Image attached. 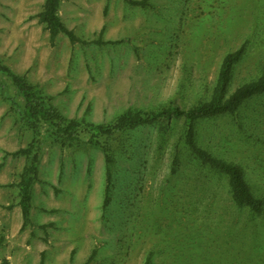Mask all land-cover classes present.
<instances>
[{
  "label": "rangeland",
  "instance_id": "rangeland-1",
  "mask_svg": "<svg viewBox=\"0 0 264 264\" xmlns=\"http://www.w3.org/2000/svg\"><path fill=\"white\" fill-rule=\"evenodd\" d=\"M42 3L0 0V63L67 121L188 110L211 97L222 58L240 47L225 95L264 70V0H61L60 18L80 40L59 33L53 44L37 16ZM23 109L0 70V190L17 186L37 156L34 205L56 199L46 216L66 218L74 245L56 255L49 247L44 264H143L148 254L150 264H264V91L192 122L196 145L241 169L260 211L237 205L227 175L192 153L183 115L110 133L56 132ZM30 145L29 157L6 152Z\"/></svg>",
  "mask_w": 264,
  "mask_h": 264
},
{
  "label": "trees",
  "instance_id": "trees-1",
  "mask_svg": "<svg viewBox=\"0 0 264 264\" xmlns=\"http://www.w3.org/2000/svg\"><path fill=\"white\" fill-rule=\"evenodd\" d=\"M130 3L144 5L146 0H128ZM61 0H43L41 10L37 14L39 21L42 22L49 33L50 43H54L56 36L59 33H64L71 42L79 41L77 36L62 22L59 15V5ZM244 51V47L230 51L222 58L216 82L214 84L211 97L197 105L190 107L188 110H182L179 107H167L151 112H142L140 110L128 109L120 114L114 122L104 123H80L75 120L62 118L49 104L46 97L38 87L28 82L23 75L12 71L10 68L0 63V70L3 71L12 81L23 99V113L28 119L36 118L44 121L50 128L56 132H72L76 128H87L94 132H116L122 129L133 127L141 123L150 122L163 117L183 115L187 121V129L185 132V143L188 148L200 160L208 163L213 168L227 175L228 186L230 189L232 200L240 206H247L252 210L260 211L262 209V201L255 198L247 183L245 182L241 169L231 163L222 161L204 149L196 145L193 138L192 122L199 117L214 115L224 112L235 111L244 100L252 95L264 91V70L254 79L246 81L237 86L231 93L225 95L226 86L230 80L231 68L237 62ZM7 154L13 156L31 154L30 147H21L14 151H6ZM105 160L108 164L110 156L106 153ZM37 156H30L29 161L24 165L21 178L18 183L20 189L19 204L22 208L23 220L27 221V213L30 201V189L35 178L37 168ZM107 182L110 179V170L106 169ZM108 184V183H107ZM107 188V186H106ZM94 252V251H93ZM92 257V256H90ZM151 256L148 254L143 264H150ZM45 263V254L41 252L39 264ZM7 264V263H6Z\"/></svg>",
  "mask_w": 264,
  "mask_h": 264
},
{
  "label": "crops",
  "instance_id": "crops-1",
  "mask_svg": "<svg viewBox=\"0 0 264 264\" xmlns=\"http://www.w3.org/2000/svg\"><path fill=\"white\" fill-rule=\"evenodd\" d=\"M23 167L18 173L20 178ZM54 177L56 178V176ZM20 178L16 181L17 186L11 187L10 191L0 190V264H38L41 252L48 254L49 247L53 248V255H56L61 253L63 249L68 247L71 249L74 246L68 237L66 218L59 221L57 220L59 216H54V214L51 217L46 216L49 214L48 211H55L60 207L57 204L58 201L56 199L50 200L47 204H41L39 208L34 205L31 194L35 179L30 189L27 221L24 222L22 208L19 204L20 189L18 183ZM52 186L60 189L57 181H53L49 185L50 188ZM34 192L41 201L46 199L44 190L42 193L35 190ZM9 196L15 198L12 204L9 202ZM34 206L42 211L43 216L36 217L37 209ZM37 229L39 233H37Z\"/></svg>",
  "mask_w": 264,
  "mask_h": 264
}]
</instances>
